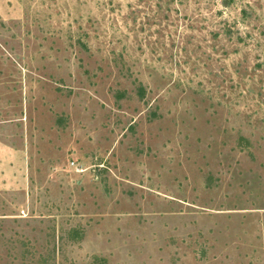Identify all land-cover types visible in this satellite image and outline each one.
<instances>
[{
    "label": "rangeland",
    "instance_id": "1",
    "mask_svg": "<svg viewBox=\"0 0 264 264\" xmlns=\"http://www.w3.org/2000/svg\"><path fill=\"white\" fill-rule=\"evenodd\" d=\"M0 264H264V0H0Z\"/></svg>",
    "mask_w": 264,
    "mask_h": 264
}]
</instances>
